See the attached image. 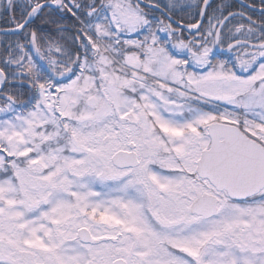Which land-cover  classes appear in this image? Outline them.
Listing matches in <instances>:
<instances>
[{"label": "snow or ice", "instance_id": "snow-or-ice-1", "mask_svg": "<svg viewBox=\"0 0 264 264\" xmlns=\"http://www.w3.org/2000/svg\"><path fill=\"white\" fill-rule=\"evenodd\" d=\"M0 14V264H264V0Z\"/></svg>", "mask_w": 264, "mask_h": 264}, {"label": "trees", "instance_id": "trees-1", "mask_svg": "<svg viewBox=\"0 0 264 264\" xmlns=\"http://www.w3.org/2000/svg\"><path fill=\"white\" fill-rule=\"evenodd\" d=\"M252 2H254L257 5V7H259V3L255 2L254 0H252ZM233 3L237 4L234 1H233ZM7 26L8 25L6 23V20L4 18V15L3 14H0V28H6ZM4 39H6V37H4L3 35H0V40H4ZM7 39H14V37H8Z\"/></svg>", "mask_w": 264, "mask_h": 264}, {"label": "flooded vegetation", "instance_id": "flooded-vegetation-1", "mask_svg": "<svg viewBox=\"0 0 264 264\" xmlns=\"http://www.w3.org/2000/svg\"><path fill=\"white\" fill-rule=\"evenodd\" d=\"M234 2H236L237 4H239V2L233 0ZM255 2L259 3V0H254Z\"/></svg>", "mask_w": 264, "mask_h": 264}, {"label": "water", "instance_id": "water-1", "mask_svg": "<svg viewBox=\"0 0 264 264\" xmlns=\"http://www.w3.org/2000/svg\"><path fill=\"white\" fill-rule=\"evenodd\" d=\"M238 2H240V0H237Z\"/></svg>", "mask_w": 264, "mask_h": 264}]
</instances>
